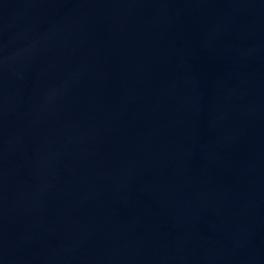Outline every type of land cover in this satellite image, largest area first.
I'll return each instance as SVG.
<instances>
[{
    "label": "water",
    "instance_id": "95a60500",
    "mask_svg": "<svg viewBox=\"0 0 264 264\" xmlns=\"http://www.w3.org/2000/svg\"><path fill=\"white\" fill-rule=\"evenodd\" d=\"M0 264H264V0H0Z\"/></svg>",
    "mask_w": 264,
    "mask_h": 264
}]
</instances>
